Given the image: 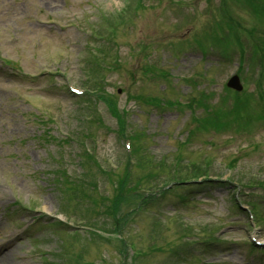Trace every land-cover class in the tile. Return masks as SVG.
Masks as SVG:
<instances>
[{
	"label": "rangeland",
	"instance_id": "1",
	"mask_svg": "<svg viewBox=\"0 0 264 264\" xmlns=\"http://www.w3.org/2000/svg\"><path fill=\"white\" fill-rule=\"evenodd\" d=\"M232 5L231 0H0V241L11 240L1 257L13 254L15 264H264L245 245L251 239L264 247V222L249 223L243 211L231 216L229 191H236L221 185L188 188L198 171L201 180L231 182L243 200L261 199L258 212L264 218V121L249 134L197 136L182 147L185 128L193 127L189 113L160 112L147 102L163 87L159 71L179 85L174 91L180 102L190 101L193 89L185 81L192 79L212 84L206 91L219 101L237 65L214 58L201 62L186 41L213 39L203 36L202 26L227 10L248 35L260 37L264 0ZM114 19L125 22L110 28L106 23ZM101 50L117 60L107 61L109 72L101 71L97 84L98 72L95 67L90 72L86 60ZM255 80L253 74L242 76L247 92L255 89ZM70 87L90 94L75 99ZM116 106L126 110L128 120ZM242 114L249 124L257 123L254 110ZM139 129L144 138L134 140ZM126 135L132 149L150 146L148 156L138 154L129 163L130 175L124 172ZM176 180L183 184L164 192L163 201L142 197ZM144 198L148 207L137 212ZM33 218L42 224L34 226ZM89 224L104 233H89ZM121 227L136 251L117 237ZM212 238L221 242L205 249Z\"/></svg>",
	"mask_w": 264,
	"mask_h": 264
},
{
	"label": "bare ground",
	"instance_id": "2",
	"mask_svg": "<svg viewBox=\"0 0 264 264\" xmlns=\"http://www.w3.org/2000/svg\"><path fill=\"white\" fill-rule=\"evenodd\" d=\"M10 242L7 243L6 247H9ZM15 259L13 254H10L9 256H7V258H2L0 259V264H15L14 263Z\"/></svg>",
	"mask_w": 264,
	"mask_h": 264
},
{
	"label": "trees",
	"instance_id": "3",
	"mask_svg": "<svg viewBox=\"0 0 264 264\" xmlns=\"http://www.w3.org/2000/svg\"><path fill=\"white\" fill-rule=\"evenodd\" d=\"M244 1L246 2L247 0H244ZM198 172H200V171H198ZM201 175H202V174H201ZM201 175L196 174V175H194V177H201ZM202 176H203V175H202ZM62 178L64 179V177H62ZM67 180H70V179H67V178H66V181H67ZM64 185H65V187L70 188V186H71V181H70V182H69V181L66 182Z\"/></svg>",
	"mask_w": 264,
	"mask_h": 264
},
{
	"label": "water",
	"instance_id": "4",
	"mask_svg": "<svg viewBox=\"0 0 264 264\" xmlns=\"http://www.w3.org/2000/svg\"><path fill=\"white\" fill-rule=\"evenodd\" d=\"M236 87V86H235Z\"/></svg>",
	"mask_w": 264,
	"mask_h": 264
}]
</instances>
